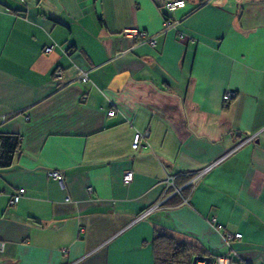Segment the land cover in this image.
<instances>
[{"label":"crops","instance_id":"0c3cea01","mask_svg":"<svg viewBox=\"0 0 264 264\" xmlns=\"http://www.w3.org/2000/svg\"><path fill=\"white\" fill-rule=\"evenodd\" d=\"M167 1L0 0V264H154L157 229L264 264V0Z\"/></svg>","mask_w":264,"mask_h":264},{"label":"trees","instance_id":"16d2710c","mask_svg":"<svg viewBox=\"0 0 264 264\" xmlns=\"http://www.w3.org/2000/svg\"><path fill=\"white\" fill-rule=\"evenodd\" d=\"M19 146L20 136L18 134L0 131V169L12 165ZM193 173L195 172L188 173L187 180L191 178ZM190 188L191 186L185 185L182 190L188 191ZM151 245L154 264H191L194 256L208 257V264H213L214 259L221 256L202 251L191 243L178 238L176 234L164 229L155 230ZM199 262L201 261H196V264Z\"/></svg>","mask_w":264,"mask_h":264},{"label":"built area","instance_id":"2783aa9c","mask_svg":"<svg viewBox=\"0 0 264 264\" xmlns=\"http://www.w3.org/2000/svg\"><path fill=\"white\" fill-rule=\"evenodd\" d=\"M183 6H185V0H168L164 4V8L169 15V16L167 15V17L164 16V21H163L164 29H168V28H170L176 24L174 17L172 18V12L176 8H180ZM124 33L129 37L138 38L150 46H154V44H155L154 36L149 34L148 32H146L145 30L129 29V30H126ZM54 46H55L54 44L53 45H47V46H44L42 50L45 53H49L50 51H52L54 49ZM56 74H60V71H57ZM79 79L81 82H86L88 80L86 73L80 72L79 73ZM232 97H233V93L227 90L223 93L222 100L224 102H228L232 99ZM113 114H114L113 110L108 111L109 116H111ZM6 119H7V117H4V116L0 117V125H2ZM144 136H145V134L136 132L132 138L131 147L133 149H136L138 146H140V144L143 141ZM202 173H203V171H197V172L193 173L191 178L189 179V181L185 185H189L192 187V185L197 181V179L202 175ZM48 176L50 178H52L53 180L57 181L60 185H63V176L59 171L50 170V171H48ZM131 178H132V172L129 170L125 171L123 176H122V180L124 182L128 183L131 181ZM170 186H174L173 185V177L168 176L167 179L165 180V187H164L165 191ZM179 190H180L179 188L174 187L172 194L178 193ZM23 193H24V188H18L15 191V193L13 195H11V197L9 198L8 203H7L8 207L14 206L19 201V199L23 195ZM162 202H163V200L161 202H159L158 205L161 204ZM218 228H220V226H218ZM239 237H241L240 233H234V234L225 233L224 234V240L226 243H230V241H232V239L239 238ZM3 247H4V243L0 241V252L3 250ZM61 251L63 252V251H65V249H62ZM198 264H204V262L201 261ZM213 264H231V259L227 256H219L216 259H214Z\"/></svg>","mask_w":264,"mask_h":264},{"label":"water","instance_id":"95a60500","mask_svg":"<svg viewBox=\"0 0 264 264\" xmlns=\"http://www.w3.org/2000/svg\"><path fill=\"white\" fill-rule=\"evenodd\" d=\"M196 261H202L204 264H208V257H203V256H194L191 260V264H196Z\"/></svg>","mask_w":264,"mask_h":264},{"label":"snow or ice","instance_id":"6c2138e0","mask_svg":"<svg viewBox=\"0 0 264 264\" xmlns=\"http://www.w3.org/2000/svg\"><path fill=\"white\" fill-rule=\"evenodd\" d=\"M182 6V5H181Z\"/></svg>","mask_w":264,"mask_h":264}]
</instances>
